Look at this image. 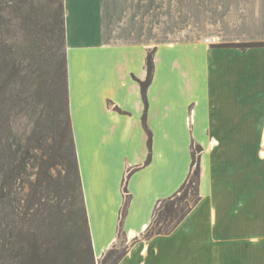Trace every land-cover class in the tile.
I'll return each instance as SVG.
<instances>
[{"label": "crops", "instance_id": "obj_1", "mask_svg": "<svg viewBox=\"0 0 264 264\" xmlns=\"http://www.w3.org/2000/svg\"><path fill=\"white\" fill-rule=\"evenodd\" d=\"M64 7L71 126L96 259L119 240L126 185L128 249L116 264H264V46L209 44L187 32L192 18L180 29L166 16L162 29L161 0H64ZM231 40L264 41V0H233ZM154 48L146 109L137 78H146ZM214 80L230 89L231 121L218 133L193 96L218 101ZM178 89L191 94L181 105ZM193 142L204 147L201 200L172 233L134 242L157 202L186 179ZM198 210L199 223L189 227ZM180 230L189 239L176 247Z\"/></svg>", "mask_w": 264, "mask_h": 264}, {"label": "trees", "instance_id": "obj_2", "mask_svg": "<svg viewBox=\"0 0 264 264\" xmlns=\"http://www.w3.org/2000/svg\"><path fill=\"white\" fill-rule=\"evenodd\" d=\"M10 1L12 3H8V0H0V61L4 58L3 49L9 46L4 31V21L8 17L7 7L10 4L14 10H19L26 0ZM35 1L32 0V3ZM53 3L50 33L59 52V89L65 95L66 101H63L62 105L59 104V108H57L58 105L54 106L50 96L46 95L45 105L48 120L51 124L58 122L59 126L57 135H53L55 144L49 147L50 152L46 165L48 167L50 161L53 162L61 158L62 164L66 166V179L68 183L72 184L71 189L79 200V205L70 214L68 213V217L67 214H62L66 218H60L61 215L54 213L51 203L43 200L42 196L37 198L38 193L36 195L28 193L26 203L21 205L22 198H19L15 186L27 173L31 149L24 148L20 142L5 138L4 124H8L10 131L13 129L12 124H9V115L4 110V99L6 91L10 90V94L15 95V85L13 84L15 80H12L13 74L7 81L0 79V264H96L69 110L64 0H53ZM257 44V42H248L242 46L251 47ZM154 55L155 48L148 51L146 78L144 80L137 78L146 109L147 90L155 71ZM15 66L14 64V69H16ZM63 109L64 115H61ZM37 133L48 136L40 129ZM203 151L204 147L201 144L192 143V161L186 179L173 195L157 202L151 222L141 237H137L134 242L139 239H150L155 235L172 233L197 206L201 200V156ZM150 159L149 157L147 162ZM52 178V175L47 171L43 173L42 183L46 194H48ZM57 183L62 185L60 182ZM124 190L127 197L121 212L119 236H123V217L130 201L126 185ZM114 246L107 250L101 258L103 264H107L108 260L111 261L109 264H116L126 254L128 246L120 254H117Z\"/></svg>", "mask_w": 264, "mask_h": 264}, {"label": "rangeland", "instance_id": "obj_3", "mask_svg": "<svg viewBox=\"0 0 264 264\" xmlns=\"http://www.w3.org/2000/svg\"><path fill=\"white\" fill-rule=\"evenodd\" d=\"M8 3H12V1L8 0ZM53 6V0H36L35 3H32V0H26L19 10H14L10 4L7 7L8 17L4 21V31L9 46L3 49L4 58L0 61V79L7 81L13 74L15 95H11L10 90L6 91L3 106L5 113L9 115V124H12L13 131H10L8 124L5 123L3 133L5 138H9L10 141L20 142L24 148L31 149L27 173L15 186L19 198H22L21 205L26 203L28 193L35 195L38 193L37 198L42 196L43 200L51 203L54 213L61 215L60 218H66L62 214H67L68 217V213L70 214L78 207L79 200L73 194L72 184L68 183L66 179V166L62 164L61 158L53 162L50 161L48 167L46 165L50 152L49 147L55 144L53 135H57L59 130L58 122L51 124L48 120L45 105L46 95L50 96L54 106L58 105L57 108H59V104L62 105L61 103L66 101L65 95L59 89V52L50 33ZM161 8L166 9L164 12L161 10V13L165 14L163 25L161 24L162 29H167L165 24L168 22V17L169 19H173V16L177 17V25L180 29L189 28V18H192V25L187 32L190 31L192 34L197 32L206 38L209 44H219L225 47L238 46L241 49L249 48L242 46L248 42H257L256 46H264V44H260L264 41L232 42L233 0H161ZM187 13H191V17ZM185 19L188 21L185 22ZM162 29L160 30L162 31ZM178 33L180 34V32ZM14 64L16 69H14ZM212 83L210 91L217 94L218 101L213 99L214 96L207 97L199 92H197V96H193L202 115L206 113V120L214 126L212 127L214 133H218L219 131L215 132V128H218L220 122L224 119L225 123L231 121L230 96L227 94L230 89H225L224 83L226 82L219 81L218 83L214 80ZM181 91L179 89L174 91L180 105L191 95L187 93L188 91ZM61 115H64V109L61 110ZM38 129L43 130L48 136L38 134ZM45 171L53 177L50 180L49 190L47 189L48 194L43 189L44 184L42 183ZM199 220L200 212L198 210L188 222L189 227L198 224ZM188 239L189 235L180 230L174 236V246L178 247L181 243H186ZM193 243V246H199L198 238L194 239ZM114 247L117 254L123 252L127 247L124 236L119 237ZM110 262L108 260L107 264ZM96 264H103V262L101 259H96Z\"/></svg>", "mask_w": 264, "mask_h": 264}, {"label": "bare ground", "instance_id": "obj_4", "mask_svg": "<svg viewBox=\"0 0 264 264\" xmlns=\"http://www.w3.org/2000/svg\"><path fill=\"white\" fill-rule=\"evenodd\" d=\"M263 155H264V152H263Z\"/></svg>", "mask_w": 264, "mask_h": 264}]
</instances>
